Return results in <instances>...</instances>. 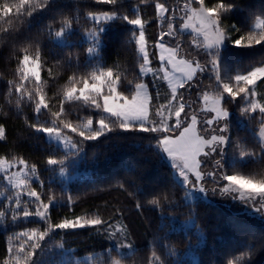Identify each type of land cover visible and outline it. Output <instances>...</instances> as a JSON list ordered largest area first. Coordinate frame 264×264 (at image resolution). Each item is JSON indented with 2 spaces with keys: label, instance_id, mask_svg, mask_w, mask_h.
<instances>
[{
  "label": "snow or ice",
  "instance_id": "1",
  "mask_svg": "<svg viewBox=\"0 0 264 264\" xmlns=\"http://www.w3.org/2000/svg\"><path fill=\"white\" fill-rule=\"evenodd\" d=\"M56 2L0 0V40L13 47L27 43L23 55L17 56L18 76L14 74L3 85L7 89L6 103L17 115L22 105L30 108L35 115L28 121L29 128L47 134L49 143L53 139L57 142L46 164L58 166L64 174L65 165L84 150L87 141L115 130L146 134L141 139L148 141L150 158L166 161L169 174L176 179L148 186L141 183V170L117 182L138 211L158 210L155 218L145 216L152 229V242L151 255L145 254L144 264H183L167 233L178 227L177 209L186 206L190 193L202 194L205 199L209 195L226 197L264 216V92L258 93L264 86V57L234 75L222 57L226 43L239 48L264 45V9L259 10V15L250 12L251 22L241 27L227 22L237 7L234 0H152V20L145 19L140 5L129 12L120 0H89V10L83 16L80 4L69 15L59 7L33 32V15L54 7ZM105 5L112 7L104 10ZM118 22L133 29L127 40L138 53L132 80L122 75L117 64L106 66L100 57L105 29ZM156 23L160 31L153 37L148 28ZM78 30L89 37L87 53L94 58L90 70L81 71L79 56L70 50L58 52L51 59L46 54L30 52L33 47H43L45 41L71 49L72 36ZM154 57L158 59L154 61ZM53 64L71 70V75L60 93L50 97V81L42 79V71L54 78ZM74 105L87 114L77 113L73 118ZM233 108L257 134V147L249 146L243 137L232 136ZM0 139L7 141L4 123H0ZM229 154L257 162L249 170L229 169ZM38 164L22 155H0V182L6 181L4 191H0V221L20 228L9 234L0 264H50L49 241L56 230L86 226L106 236L111 245L102 252L88 253V261L74 259L72 250L65 249L61 253L63 260L57 264H138L142 250L133 239L124 211L118 208L115 215L104 218L96 209L90 216L73 213L71 218L55 220L54 210L69 207L72 196H57L48 189L50 181L42 178L48 169ZM135 167L142 169V165ZM177 188L183 191V198L178 196ZM190 201L185 222L196 229L199 244L203 229L197 223L200 217L195 202ZM249 235L252 240L246 245L247 251L238 257L234 253L239 249L225 253V259L217 264H253L251 258L264 250V232L259 233L258 243L254 242L256 233ZM60 247L64 248L63 241ZM190 247L191 234L185 248ZM228 255L233 258L227 259Z\"/></svg>",
  "mask_w": 264,
  "mask_h": 264
},
{
  "label": "trees",
  "instance_id": "2",
  "mask_svg": "<svg viewBox=\"0 0 264 264\" xmlns=\"http://www.w3.org/2000/svg\"><path fill=\"white\" fill-rule=\"evenodd\" d=\"M89 0H57L54 7L41 10L31 18L32 31L36 32L50 18L56 8L64 10L66 15L73 14L77 10V4L81 5V15L89 9L86 7ZM94 2V0H93ZM123 7L129 12L135 5H140L142 15L146 20L155 19L152 9V0H120ZM237 7L233 9L227 22L245 27L251 21L249 13L255 11L259 15V10L264 9V0H234ZM111 5L103 6L104 10H110ZM60 17L57 16V20ZM90 26V24H89ZM25 27V26H21ZM132 26L123 23L110 24L105 29L103 38V48L100 57L106 66L117 64L123 76L127 80H132L134 76V67H138V53L133 44L127 43L131 35ZM159 24H153L148 28L150 36H158ZM187 41L191 37L186 35ZM73 47L65 48L58 42L45 41L43 47H33L30 52H40L51 59L58 52L63 53L72 51L74 55L79 56L81 71L90 70L89 66H94V58L87 53L89 46V37L81 30H78L72 36ZM151 45V40L149 41ZM27 43L22 42L18 47H13L5 40H0V123L5 124L7 141L0 139V155L11 153L13 156L22 155L30 162H39L38 166L44 171L42 178L48 183V189L55 192L57 196L61 193L72 196L69 207H57L53 212V218L59 220L64 216L72 217V214L89 216L99 209L104 218L116 214V209H121L125 213L126 221L133 232V239L141 249L140 256L137 257L138 264H144L145 254L151 255L152 237L149 233L152 231L149 222L145 216L155 218L158 210L140 212L135 208V202L129 198L127 193L118 186V181L129 179L136 171H143L141 183L148 186H156L176 179L169 174L167 162L157 161L150 158L151 153L147 148L148 141L141 139L146 134L125 132L115 130L106 133L96 140L87 141L84 150L77 156L70 158L65 165L69 172L78 171V176L70 179L68 183L58 177V166H48L46 159L49 154H53L58 145L51 141L49 143L45 133H37L35 129L29 128L28 121L35 115L25 105L17 115L10 109L7 101V89L3 87L7 80L18 76L17 56L23 55V48ZM151 51V48H150ZM195 54V53H193ZM222 57L227 62L230 72L233 75L238 70L247 68L250 63L264 57V45H257L252 48H239L231 43H226L222 49ZM155 61V58H153ZM54 71V78L47 77L46 70L42 71V79H48L50 91L48 95L54 97L58 95L64 84L67 83V77L71 75V70H67L56 65H51ZM128 69V71H124ZM163 91V89H162ZM264 92V86L258 89ZM71 112L73 118L77 113L81 116L87 114L82 107L72 106ZM7 114V115H6ZM233 137H243L244 141L252 147L258 146V136L253 131L252 126L246 118L241 117L238 111L233 108L231 113ZM5 121H7L5 123ZM32 122H35L34 120ZM62 153L63 148L59 146ZM226 167L229 169L249 170L256 164L255 159H245L243 157H233L231 154L226 156ZM142 169L135 167L141 166ZM131 170V171H130ZM260 171V168H256ZM5 182H0V191H4ZM49 192V195L52 194ZM180 198L184 193L177 188ZM2 199V197H0ZM200 219L197 221L202 226L203 235L200 243H196V229L190 222H185V216L188 212V206L191 201H185V207L177 209L178 219L175 227L167 233L174 250H179L180 259L183 264H217L225 259V253L236 251L235 256H240L242 252L247 251L246 245L252 240L249 233H256L258 243L260 232H264V216H254V210L242 206L243 211H232L220 203L198 197L193 200ZM236 203V202H235ZM63 204V202H62ZM239 205L238 203H236ZM25 227L32 225L25 224ZM8 228V231H4ZM20 228H11L7 223L0 221V259L3 258L7 247V238L13 231H19ZM192 235V247L185 248L188 243L189 235ZM47 239V238H46ZM64 242V248L60 247V242ZM111 245L106 236L97 234L91 226L78 228L75 230H56V234L49 241L50 254L47 257L50 264H57L63 260L61 255L65 249L72 250L74 259L88 261V253H99L106 250ZM232 255L227 259L231 260ZM173 259H176L173 257ZM253 264H264V250L258 251L251 258Z\"/></svg>",
  "mask_w": 264,
  "mask_h": 264
},
{
  "label": "rangeland",
  "instance_id": "3",
  "mask_svg": "<svg viewBox=\"0 0 264 264\" xmlns=\"http://www.w3.org/2000/svg\"><path fill=\"white\" fill-rule=\"evenodd\" d=\"M155 58V60L156 59H158V57H154ZM46 137H47V134H46ZM54 143H56L57 144V142L55 141V139H53L52 140ZM58 145V144H57ZM59 146L61 147V148H63V145H62V143L61 144H59ZM76 176H78V171L76 170V171H73V172H69L68 170L66 171V173H64V174H61L60 172H59V174H58V177L61 179V180H65V182L66 183H68V181L70 180V179H73V178H75ZM209 186H211V185H209ZM198 197H203V198H205L202 194H189V200H187V201H190V200H195L196 198H198ZM207 200H211V201H214V202H217V203H220L221 205H223L224 207H226V208H228V209H230V210H232V211H236V212H240V211H243L244 210V208L242 207V206H240V205H237L234 201H231L229 198H226V197H221V196H211V195H209L208 197H207ZM254 216H260V215H258L256 212H254Z\"/></svg>",
  "mask_w": 264,
  "mask_h": 264
}]
</instances>
